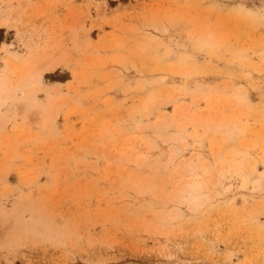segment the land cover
Listing matches in <instances>:
<instances>
[{
	"label": "rangeland",
	"instance_id": "obj_1",
	"mask_svg": "<svg viewBox=\"0 0 264 264\" xmlns=\"http://www.w3.org/2000/svg\"><path fill=\"white\" fill-rule=\"evenodd\" d=\"M0 73V264H264V0H0Z\"/></svg>",
	"mask_w": 264,
	"mask_h": 264
},
{
	"label": "bare ground",
	"instance_id": "obj_2",
	"mask_svg": "<svg viewBox=\"0 0 264 264\" xmlns=\"http://www.w3.org/2000/svg\"><path fill=\"white\" fill-rule=\"evenodd\" d=\"M8 22H10L7 18H5L4 19V24H8ZM8 46V45H7ZM5 45H3V47L1 48V49H3V51H5ZM2 51V50H1ZM2 62V61H1ZM8 62V61H7ZM4 64H5V62H4ZM52 68V67H51ZM53 69V68H52ZM0 79H4L3 78V73H0ZM4 85V84H3ZM3 88V86L0 84V89H2ZM2 90H4V89H2Z\"/></svg>",
	"mask_w": 264,
	"mask_h": 264
}]
</instances>
